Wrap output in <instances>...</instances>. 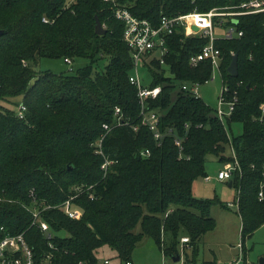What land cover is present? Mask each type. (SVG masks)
<instances>
[{"label": "trees", "instance_id": "1", "mask_svg": "<svg viewBox=\"0 0 264 264\" xmlns=\"http://www.w3.org/2000/svg\"><path fill=\"white\" fill-rule=\"evenodd\" d=\"M242 1L0 0V239L8 232H24L37 260L49 252L53 264H99L104 245L123 264L134 260L145 236L165 255L176 257L180 247L195 253L217 225L213 205H227L197 198L193 185L209 176V154L223 163L235 162L226 155L230 146L239 163L229 181L238 193L245 245L264 225V12L237 16L243 34L215 41L228 87L225 98L234 103L225 122L201 97L181 88L183 82L209 81L213 66L209 59L191 63L209 39L186 36L177 28L167 38L165 63L154 58L147 64L151 77L146 85L162 87L147 101L148 109L160 114L162 138L156 140L145 125L137 131L131 124L112 129L103 142L105 154L114 160L106 176L104 157L96 153L103 124L115 122L117 106L133 124L140 122L138 89L129 79L132 52L124 40L125 23L114 15L115 4L158 26L164 15L231 11ZM96 16L107 33L95 32ZM226 24H232L231 16ZM235 53L237 76L228 70ZM43 58L87 59L88 64L76 72L56 73L38 70ZM16 97L27 107L24 117L5 105H19ZM234 122L243 125L239 135L229 129ZM75 193L81 219L59 207L43 211L54 232L55 248L50 249L45 234L32 225L28 206L57 205ZM184 236L189 242L182 245ZM246 253L244 249V264ZM187 264L195 260L188 258Z\"/></svg>", "mask_w": 264, "mask_h": 264}, {"label": "built area", "instance_id": "2", "mask_svg": "<svg viewBox=\"0 0 264 264\" xmlns=\"http://www.w3.org/2000/svg\"><path fill=\"white\" fill-rule=\"evenodd\" d=\"M113 1V0H105ZM264 12V0H244L240 4L233 7L231 11H222L219 8H212L207 12H200L193 10L186 14H180L177 16L169 17L164 15L158 26H155L150 20L143 19L135 16L126 6L115 4L114 15L119 20L125 23L124 40L128 44L132 52L133 67L129 75L130 82L138 89V95L140 97L141 112L140 122L133 124L129 119L123 116L122 110L119 106L115 108V122L103 124L104 132L97 141L96 153L101 154L104 157V162L101 168L104 170V176L107 175L109 166L114 162L104 152L103 142L106 136L117 126L131 124L134 130H138L140 125L147 126L154 134L156 140L162 138L163 133L160 130V114L155 110H149L147 101L149 97H157L162 87L157 85L154 87L147 86L141 74L142 68L151 64L154 58L158 59L161 64L165 63L164 56L168 52L167 38L170 34H173L177 28H182L186 36H203L209 39L203 49L196 55L191 57V63L193 66H197L201 61L209 59L212 62L213 70L220 69L222 60L221 51L216 47V39L239 37L243 34V31L237 29L238 19L237 16L245 14H255ZM228 16L232 18V24L227 25ZM44 21H48L43 18ZM216 32L222 33V36H218ZM67 63H72L70 58H66ZM201 83L199 82H183L181 88L187 92H190L196 97H200ZM228 87L224 86L219 96V105L216 109V113L219 118L225 122L226 118L231 115L234 109V103L227 101L225 98V92ZM227 106L225 108L224 106ZM264 108V105H262ZM20 117L25 116L27 107L24 103L20 102L16 109ZM176 143L180 147V156L182 157V140L176 139ZM232 155L235 158V162H226L224 169L218 173V178L221 180H230L234 170L239 167L237 156L234 149L231 147ZM144 153V152H143ZM145 153H149L148 150ZM210 177L207 176L206 179ZM92 187V186H90ZM89 186L86 189L90 188ZM80 189V188H79ZM75 191H79L75 189ZM34 191L31 192V195ZM262 194V193H261ZM77 193L72 194L66 200L57 205H47L40 207L39 205L32 203L28 206L29 211L32 213V225L39 227L48 239V246L50 249H54L55 245L52 242L54 232L50 228V224L44 219L43 211L50 207H59L73 219H81L82 210L74 204V199ZM91 198H94V193L90 194ZM36 199V198H34ZM182 245L189 242V237L184 236L181 238ZM241 254H244L243 242L240 243ZM53 253H47L40 260H37L35 252L32 246L26 239L24 232L12 234L8 232L2 239H0V264H53ZM99 264H112L109 258L100 259ZM123 264H136L133 260L124 261ZM236 264V263H235Z\"/></svg>", "mask_w": 264, "mask_h": 264}, {"label": "rangeland", "instance_id": "3", "mask_svg": "<svg viewBox=\"0 0 264 264\" xmlns=\"http://www.w3.org/2000/svg\"><path fill=\"white\" fill-rule=\"evenodd\" d=\"M218 36L222 33L216 32ZM88 64L87 59H78L72 63H67L64 59L43 58L38 70H51L56 73L77 71L79 68ZM145 84L149 82L151 72L148 66L141 70ZM223 88L221 73L215 69L212 78L201 85V98L214 109L219 105V96ZM5 104V103H4ZM6 106H13L16 109L18 105L8 102ZM227 108V106H224ZM234 135H239L243 131V125L240 122H234L231 127ZM226 155H232L231 147L228 146ZM225 163L221 162L215 155L209 154L206 162V177L198 178L193 185V193L201 199H219L227 206L220 204L213 205L211 215L215 217L217 225L214 230L208 232L199 249L194 253L191 248L184 249L180 247L181 260L175 261L171 256L165 255L158 245L149 237H143L137 244L133 258L136 264H187L188 258L195 260V264H244V254H241L242 220L236 204L237 190L229 185V180L219 179L218 173L224 169ZM136 231L140 230L138 225ZM246 259L248 264H261L260 260L264 256V225L259 227L250 237L245 240ZM116 252L108 245H104L98 252L100 259L109 258L112 264H117Z\"/></svg>", "mask_w": 264, "mask_h": 264}, {"label": "water", "instance_id": "4", "mask_svg": "<svg viewBox=\"0 0 264 264\" xmlns=\"http://www.w3.org/2000/svg\"><path fill=\"white\" fill-rule=\"evenodd\" d=\"M95 32L97 34H105L107 33V28L103 25L100 21L99 17L96 16V25H95ZM229 72L235 76L238 75V54H233L232 62L228 68ZM229 185L232 186V181L229 182ZM175 261L181 260V255L178 254L176 257H172ZM261 264H264V256L260 260Z\"/></svg>", "mask_w": 264, "mask_h": 264}, {"label": "crops", "instance_id": "5", "mask_svg": "<svg viewBox=\"0 0 264 264\" xmlns=\"http://www.w3.org/2000/svg\"><path fill=\"white\" fill-rule=\"evenodd\" d=\"M15 100L20 102V101H21V97H16ZM11 107H13V106H11ZM133 261H134V260H133ZM134 262H135V261H134ZM135 263H136V262H135Z\"/></svg>", "mask_w": 264, "mask_h": 264}, {"label": "bare ground", "instance_id": "6", "mask_svg": "<svg viewBox=\"0 0 264 264\" xmlns=\"http://www.w3.org/2000/svg\"><path fill=\"white\" fill-rule=\"evenodd\" d=\"M195 36H196V35H195ZM220 38H221V37H220ZM219 71H220V69H219ZM213 72H214V70H213ZM220 73H221V72H220ZM207 82H208V81H207ZM224 86H226V85L223 84V87H224ZM200 97H201V95H200Z\"/></svg>", "mask_w": 264, "mask_h": 264}]
</instances>
